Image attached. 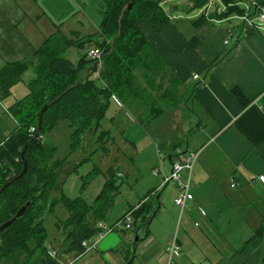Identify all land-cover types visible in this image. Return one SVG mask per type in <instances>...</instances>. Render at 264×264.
Returning <instances> with one entry per match:
<instances>
[{
	"label": "crops",
	"instance_id": "1",
	"mask_svg": "<svg viewBox=\"0 0 264 264\" xmlns=\"http://www.w3.org/2000/svg\"><path fill=\"white\" fill-rule=\"evenodd\" d=\"M44 1L0 0V68L34 58L56 30L58 23ZM160 1L170 22L156 27L142 19L139 27L173 74L164 90L173 85L179 103L170 112L193 125L184 139L172 140L164 151H199L192 173L194 197L182 210L175 202L176 184L160 186L148 200L154 199L159 211L135 249L134 228L109 233L92 252H64L63 261L56 259L61 264H264V183L253 182L264 175V24H235L230 22L235 15L221 17L209 10L208 18L195 25L202 9L196 17L187 15L191 0L185 7L184 0ZM234 1L241 6V0ZM253 6L264 12L261 0L253 1L251 10ZM59 28L70 38L63 26ZM90 42L86 44L92 47ZM35 76L31 65L11 95L0 99V143L18 128L9 106L27 95ZM233 88L243 92L246 104ZM189 113L194 120L186 118ZM171 162L169 157L164 161L162 173H169ZM162 173L155 176L162 180ZM233 181L240 185L231 187ZM174 236L181 250L170 259L167 246Z\"/></svg>",
	"mask_w": 264,
	"mask_h": 264
},
{
	"label": "trees",
	"instance_id": "2",
	"mask_svg": "<svg viewBox=\"0 0 264 264\" xmlns=\"http://www.w3.org/2000/svg\"><path fill=\"white\" fill-rule=\"evenodd\" d=\"M126 1L104 0L101 8L102 23L99 31L93 35L72 40L61 32L58 25L36 51L34 58L6 62L0 68L1 100L11 95L12 87L21 81L22 75L31 65L36 74L28 83L27 95L9 106V111L18 122V128L0 143V226L13 219L23 206H27L23 216L16 218L0 232V264H30L36 258L35 264H61L49 254V233L44 216L46 212H54L58 203H62L68 211L67 217L56 223L57 228L65 235L62 241L63 252L81 255L82 241L96 234L97 222L107 219L120 193L121 184L118 183L114 170L109 168L111 176L92 203L81 196L70 198L64 192L54 197V190L61 184L58 170L67 158L57 156L55 145L41 141L43 133L52 130L62 120L69 121V153H73L83 148L87 134L98 130L100 119L113 97L133 108L139 102L145 108L149 104L153 117L160 115L163 110L156 106L153 99L166 97L174 105L179 103L172 90L173 85L164 90L173 76L172 72L139 27L142 19L156 27H163L170 22L169 15L160 0H134L132 8L126 10L122 17L121 32L118 35L119 15ZM224 1L225 9L216 10L212 15H245V9L234 0ZM210 2L211 0H191L188 10L202 8V13L193 24L198 25L208 18L204 8ZM253 10L249 13L250 16L260 11L255 7ZM88 41L104 52L102 68L100 67L96 78L91 75L98 70L99 64L91 63L87 55L80 58L78 65L64 56L72 45L79 46ZM90 66L92 69L82 80L84 70ZM139 75L141 81H138ZM80 80L82 81L78 83ZM159 80L162 82L158 84ZM67 88L68 91L47 107L43 114L42 128L37 133L41 109ZM233 93L244 104L247 103V98L239 88H233ZM186 101L184 99L183 102ZM31 127H35V130H31ZM105 132L107 131L103 130L98 141L105 136ZM89 152L80 158L79 165L89 158ZM172 156L173 153H170V157ZM24 159L28 162L26 174L3 188L22 172ZM154 193L145 197L134 211V228L141 226L144 236L149 231L151 214L156 206L154 199L148 202Z\"/></svg>",
	"mask_w": 264,
	"mask_h": 264
},
{
	"label": "rangeland",
	"instance_id": "3",
	"mask_svg": "<svg viewBox=\"0 0 264 264\" xmlns=\"http://www.w3.org/2000/svg\"><path fill=\"white\" fill-rule=\"evenodd\" d=\"M253 1L255 0H241V7L245 9V15L234 14L235 16L230 22L243 23L244 16L254 11L251 10ZM186 2L188 0L181 3L184 6ZM43 3L52 11V17L58 25L63 26L73 40L93 35L102 23L101 8L104 0H45ZM212 3L210 11L213 13L217 6H220L219 9L226 6L224 0H212ZM77 6L81 7L83 11H79ZM200 9L202 8L189 11L187 15L192 14L196 17ZM48 12L50 13V11ZM77 33L81 35H77ZM92 47L88 44L84 47L74 45L64 53V56H68L74 64L78 65L80 57L87 55L88 50ZM87 59L91 58L87 56ZM92 60H90L91 63L96 62ZM95 74L96 72L92 73L91 77L95 78ZM138 81H141L140 75ZM172 88L174 90L173 86ZM176 99L179 100L178 95ZM152 101L156 103V106L163 108L161 113L163 117H153L149 104L146 106L147 110L141 113L142 103L135 104L133 108L129 104L119 105L115 98H111L104 116L100 119L98 130L89 133L88 148L91 153L89 152V158L80 165L78 162L84 156L83 150L69 153L71 143L69 121L62 120L52 130L43 133L41 141L46 144H54L57 147V156L67 158L58 170L61 184L54 190L53 196H59L61 192H64L70 198L81 196L88 203H92L102 191L106 180L111 176L108 170L112 168L118 183L121 184L120 193L106 220L108 224L112 225L129 208L134 207L155 189L164 186L162 180L154 175V171L161 167L158 145L164 142L160 147L165 153L164 149L170 148V142L184 139L193 125L188 124L187 120L183 121L181 115L177 117L172 115L175 114L170 112L173 110L174 104L168 98L159 97L158 100L153 99ZM188 115L186 118L195 119L191 113ZM181 121L185 122V128H181V124H179ZM32 128L35 127H31V130ZM103 130L107 132L98 141ZM192 144L190 141L191 148H193ZM67 215L68 211L62 203L57 204L54 212L44 214L49 233V250L56 251V258H60L61 261L64 260L61 257L64 253L62 241L65 235L62 230L57 228L56 223ZM36 259H33L30 264H35Z\"/></svg>",
	"mask_w": 264,
	"mask_h": 264
},
{
	"label": "built area",
	"instance_id": "4",
	"mask_svg": "<svg viewBox=\"0 0 264 264\" xmlns=\"http://www.w3.org/2000/svg\"><path fill=\"white\" fill-rule=\"evenodd\" d=\"M212 6V2H210L205 8L204 11L208 15L209 10ZM221 11L219 7L216 9ZM247 22L253 24L255 26H261L264 24V12H258L254 16H244ZM257 21V23H255ZM229 40H226L228 43ZM103 56V49L100 47H92L88 52V57L95 60L98 65V70L96 71L95 76L98 77L99 69L101 67V59ZM198 74L194 76V78L198 79ZM35 130V128H32ZM199 151L198 150H188L186 152H177L173 154L171 158V169L169 173H162L161 171L164 170V161L170 156L163 153V151L158 148V157L161 163V167H158L154 171V175H159V173L163 174L162 185H166L168 183L176 184L178 188V196L175 198L176 204H178L182 210L186 208L187 202L193 199L192 193V173L194 170V166L198 159ZM260 181L264 183V175H259L256 179H253V182ZM240 184L237 181H233L231 183V187H238ZM141 203L138 205L130 208L127 210L122 217H120L114 224L110 225L104 220H100L96 224L97 232L96 234L88 239H84L82 241V248L83 251L81 255L92 252L96 250L100 244V242L107 236L109 233L114 231H129L134 229V211L140 206ZM181 246L177 241L176 236L172 238L169 245L167 246V251L169 254L170 259L175 253L180 252ZM51 257L56 258L57 253L56 251L49 252Z\"/></svg>",
	"mask_w": 264,
	"mask_h": 264
},
{
	"label": "water",
	"instance_id": "5",
	"mask_svg": "<svg viewBox=\"0 0 264 264\" xmlns=\"http://www.w3.org/2000/svg\"><path fill=\"white\" fill-rule=\"evenodd\" d=\"M133 4H134V0H127L126 2H125V4L123 5V7H122V9H121V12H120V15H119V22H120V27H119V32H118V35L120 34V32H121V20H122V17H123V15H124V13H125V11L126 10H129V9H131L132 8V6H133ZM256 10V9H255ZM253 15H255V14H253ZM246 16H248L249 17V15H246ZM243 22H247L246 21V19L244 18V21ZM255 23H257V21H255ZM236 37H238V36H236ZM114 43V42H113ZM92 69V67L90 66L84 73H83V76H82V80L85 78V76L87 75V73H89V71ZM82 80H80L78 83H80ZM75 85V84H74ZM74 85H72V86H74ZM71 86V87H72ZM68 89L69 88H67L60 96H58V97H56L53 101H51V102H48L47 104H45L44 106H43V108L41 109V111L39 112V122H38V130H37V133H39L40 132V130H41V128H42V121H43V114H44V112L46 111V109H47V107L48 106H50V105H52L55 101H57L66 91H68ZM91 133V132H90ZM89 134H87L85 137H84V146H83V148H82V150H83V152H84V154L85 153H88L89 152V148H88V146H89ZM26 147H27V145H26ZM26 147H25V149H24V151L22 152V157H24V153H25V150H26ZM169 158H170V156H169ZM27 170H28V162H27V160L26 159H24V168H23V170H22V172L19 174V175H17V176H15L14 178H12L9 182H7L4 186H3V188H5L6 186H8V185H10L14 180H16V179H18V178H20V177H22V176H24L25 174H26V172H27ZM2 188V189H3ZM26 209H27V206L25 205V206H23L19 211H18V213H17V215L13 218V219H11L10 221H8V222H6V223H4V224H2L1 226H0V232H2V231H4L16 218H19V217H21V216H23L24 215V213H25V211H26ZM159 211V206H157L154 210H153V212H152V214H151V222H152V220L154 219V217L156 216V214H157V212ZM141 237H144V229L141 227V226H138V231H137V234H136V236H135V243H134V249H135V247H136V245H137V242L139 241V239L141 238Z\"/></svg>",
	"mask_w": 264,
	"mask_h": 264
},
{
	"label": "bare ground",
	"instance_id": "6",
	"mask_svg": "<svg viewBox=\"0 0 264 264\" xmlns=\"http://www.w3.org/2000/svg\"><path fill=\"white\" fill-rule=\"evenodd\" d=\"M104 53V52H103ZM102 65V64H101ZM102 68V67H101Z\"/></svg>",
	"mask_w": 264,
	"mask_h": 264
}]
</instances>
